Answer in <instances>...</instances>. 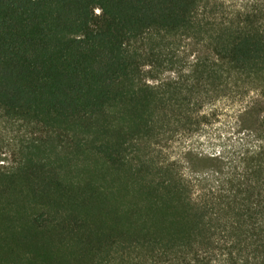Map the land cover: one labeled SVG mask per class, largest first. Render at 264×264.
<instances>
[{"label": "trees", "instance_id": "trees-1", "mask_svg": "<svg viewBox=\"0 0 264 264\" xmlns=\"http://www.w3.org/2000/svg\"><path fill=\"white\" fill-rule=\"evenodd\" d=\"M0 133V264H264V0H0Z\"/></svg>", "mask_w": 264, "mask_h": 264}, {"label": "rangeland", "instance_id": "rangeland-1", "mask_svg": "<svg viewBox=\"0 0 264 264\" xmlns=\"http://www.w3.org/2000/svg\"><path fill=\"white\" fill-rule=\"evenodd\" d=\"M0 137H2V133H0ZM3 137L6 140V144H4L7 145V139L10 138V136H8L7 134H3ZM191 139H193V142L199 147H204L208 149V145L205 142H202V140H199L197 136L189 139L188 137L186 138L185 135H175L172 142H169L170 140L166 141L163 146H165V150L169 153V155H175V153L178 152L179 148L181 146H184V143H187L188 140L191 141Z\"/></svg>", "mask_w": 264, "mask_h": 264}]
</instances>
